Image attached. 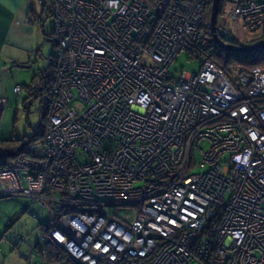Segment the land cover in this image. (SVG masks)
I'll return each mask as SVG.
<instances>
[{
	"label": "built area",
	"instance_id": "obj_1",
	"mask_svg": "<svg viewBox=\"0 0 264 264\" xmlns=\"http://www.w3.org/2000/svg\"><path fill=\"white\" fill-rule=\"evenodd\" d=\"M206 4L51 0L44 138L0 195L53 204L76 264H264V65L231 78L196 53ZM215 32L260 43L264 0H224ZM183 52L197 73L171 72Z\"/></svg>",
	"mask_w": 264,
	"mask_h": 264
},
{
	"label": "rangeland",
	"instance_id": "obj_2",
	"mask_svg": "<svg viewBox=\"0 0 264 264\" xmlns=\"http://www.w3.org/2000/svg\"><path fill=\"white\" fill-rule=\"evenodd\" d=\"M37 1V0H35ZM221 0L219 5L223 3ZM38 5V3L36 2ZM36 5V11L33 12L37 16L39 13V7ZM37 12V14H36ZM206 13V12H205ZM43 26L45 34L51 35L53 30V22L51 18L43 20ZM50 37L47 38V43L41 50V56L36 59V63L30 64L31 68L21 69L22 74L18 77L17 73L14 74V81L22 86L27 85L33 76L40 71L47 70L50 66L51 59L55 55V47L50 43ZM200 68V61L197 58H188V54L183 52L178 55L173 66L170 67L171 72L180 70L197 73ZM38 88V87H36ZM37 90V89H36ZM27 97V92L23 89L19 94H14L10 98V104L14 100H18L17 106H12V111L6 112L2 125L6 124L7 135L13 132L19 138L31 137L34 133L40 130L39 109L41 104H44L41 100L42 97L32 98L29 100L28 107L25 108L22 101ZM198 159V157H197ZM54 189V188H53ZM17 195V193H16ZM8 197L7 199L0 200V238L7 239L11 244L10 249L13 254L11 255V264H29L27 259L30 255L31 249L34 250V245L37 242H42L46 239L51 241L50 233L46 225L50 224L51 218L54 214L53 204L46 206L40 205L32 198L35 197L32 192L24 194V196L31 195L32 197ZM8 195H0L3 198ZM53 206V207H52ZM8 218V219H6ZM65 249V248H64ZM69 254V253H68ZM70 255V259H72ZM31 262L42 264L37 253L33 251Z\"/></svg>",
	"mask_w": 264,
	"mask_h": 264
},
{
	"label": "trees",
	"instance_id": "obj_3",
	"mask_svg": "<svg viewBox=\"0 0 264 264\" xmlns=\"http://www.w3.org/2000/svg\"><path fill=\"white\" fill-rule=\"evenodd\" d=\"M146 4L151 5L156 0H143ZM39 4L40 19L44 20L51 18L52 6L51 0H37ZM212 0H207L206 13L203 24V31L205 34L203 43L197 48V52H207L211 55L214 62L231 78H235L239 73H248L252 68L264 65V51H257L250 54H236L222 50L216 42L212 39V35L209 27L210 7ZM222 3L218 7V15L216 21L221 15ZM36 11V10H35ZM37 14V12H36ZM52 45L56 48V39L53 36H49ZM264 41V35L258 40V42ZM257 42V43H258ZM237 45V43H233ZM195 53V54H196ZM56 54V51H55ZM39 56V50L36 53ZM55 57V55H54ZM51 59L49 68L38 72L33 76L31 81L27 85H21V90L27 92V97L22 101L25 108L28 107L29 100L32 98H39L43 96L41 100L44 104H41L39 109L40 130L35 132L33 136L19 138L13 134L11 137L4 139L0 137V170L11 166L19 155L28 156V148L30 145L38 142H42L45 133V126L47 122V108L50 103V88L55 79V59ZM198 57V56H197ZM199 60V58H197ZM26 66V65H25ZM27 67V66H26ZM38 87V88H36ZM37 89V90H36ZM14 133V132H13ZM11 197V196H10ZM33 251H35L42 264H76L70 259L69 254L56 245L54 242L46 239L42 242H37L31 249L32 259ZM36 263V262H35ZM38 264V263H36Z\"/></svg>",
	"mask_w": 264,
	"mask_h": 264
},
{
	"label": "crops",
	"instance_id": "obj_4",
	"mask_svg": "<svg viewBox=\"0 0 264 264\" xmlns=\"http://www.w3.org/2000/svg\"><path fill=\"white\" fill-rule=\"evenodd\" d=\"M36 2L35 0H0V137L4 139L15 134L12 130L7 135L6 124L2 125L6 112L12 111V106L18 104V100L17 103L14 100L10 104V98L16 94L14 88L21 87V84L14 81V74L17 73L19 77L22 74L21 69L31 68L30 64L36 63L49 37L45 34L44 22L40 19V15L33 14L36 10ZM37 6L39 7V4ZM37 50H39L38 57ZM3 199L7 198H0ZM0 218L3 219L2 226H4L5 219L2 216ZM10 246L7 239L0 238V264H11L9 262L12 261L13 252Z\"/></svg>",
	"mask_w": 264,
	"mask_h": 264
},
{
	"label": "water",
	"instance_id": "obj_5",
	"mask_svg": "<svg viewBox=\"0 0 264 264\" xmlns=\"http://www.w3.org/2000/svg\"><path fill=\"white\" fill-rule=\"evenodd\" d=\"M221 0H212V4L210 7V17H209V27L212 35V39L216 42V44L225 51L236 53V54H250L257 51H264V41L252 45V46H234L228 45L221 41V39L216 35L215 25L216 18L218 15V7ZM10 196H5L3 198H8Z\"/></svg>",
	"mask_w": 264,
	"mask_h": 264
}]
</instances>
